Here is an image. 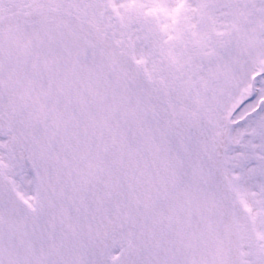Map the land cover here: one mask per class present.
Instances as JSON below:
<instances>
[{"label": "snow or ice", "instance_id": "obj_1", "mask_svg": "<svg viewBox=\"0 0 264 264\" xmlns=\"http://www.w3.org/2000/svg\"><path fill=\"white\" fill-rule=\"evenodd\" d=\"M0 264H264V0H0Z\"/></svg>", "mask_w": 264, "mask_h": 264}]
</instances>
